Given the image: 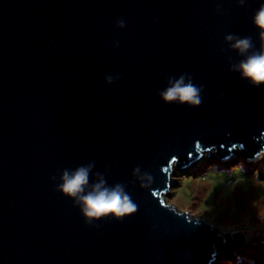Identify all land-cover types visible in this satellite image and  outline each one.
I'll return each instance as SVG.
<instances>
[{
    "label": "water",
    "instance_id": "95a60500",
    "mask_svg": "<svg viewBox=\"0 0 264 264\" xmlns=\"http://www.w3.org/2000/svg\"><path fill=\"white\" fill-rule=\"evenodd\" d=\"M262 5L0 0V264H214L246 246L163 194L172 166L204 153L264 155V84L236 67L264 50ZM181 76L201 88L198 105L160 97ZM79 166L84 193L120 185L135 210L86 218L59 188Z\"/></svg>",
    "mask_w": 264,
    "mask_h": 264
},
{
    "label": "clouds",
    "instance_id": "9594fccd",
    "mask_svg": "<svg viewBox=\"0 0 264 264\" xmlns=\"http://www.w3.org/2000/svg\"><path fill=\"white\" fill-rule=\"evenodd\" d=\"M242 2V0H241ZM254 23L261 29V38L264 39V5L259 7L253 15ZM118 26L124 25V20H117ZM226 39L233 40L232 47L244 53L252 47L249 37L233 39L231 35ZM242 77L246 78L253 85L264 84V50L254 51L247 55L245 59L236 66ZM107 81L113 79L112 76L105 78ZM201 88L191 82L185 81L184 76L178 78L159 92L160 97L165 102L177 101L189 105H198L201 102ZM88 166H79L71 172L65 170L62 175L60 190L69 196L77 197L81 204V211L86 218H98L108 213L120 216L135 210L136 205L129 195L125 193L120 185L114 188L101 187L96 184L93 191L84 193V188L88 183ZM81 193H84L81 195Z\"/></svg>",
    "mask_w": 264,
    "mask_h": 264
},
{
    "label": "rangeland",
    "instance_id": "374dc122",
    "mask_svg": "<svg viewBox=\"0 0 264 264\" xmlns=\"http://www.w3.org/2000/svg\"><path fill=\"white\" fill-rule=\"evenodd\" d=\"M239 155H242V151L240 149L235 151V156L231 159L237 158ZM214 158L215 157L212 152L204 153L203 157L191 163L188 167L184 169H180L178 165L172 166L171 178L174 180V182L170 190L165 192L163 196L167 203L175 205L180 210H187L192 216H197L199 218L211 222L220 231H227L228 228L232 226V224H234V220L232 219L238 217L237 215L241 217L247 216V213H243L241 210H237V213H234V217L230 218V214H228V212L223 214L224 211L226 212L227 207L230 206V202L224 201L222 205H218L224 199L232 197V194L234 195L235 191L239 187H242L243 189L245 187L247 188L249 185L248 181H250L253 185L256 186L261 185L262 180L259 174L260 171L264 168V155L258 158L257 160L251 161L257 164V169L259 171L255 170L254 175L248 176L249 178L241 173L239 164V166H236L231 172L226 171L221 172L219 174L216 173L217 170H208V175H205V179L208 180H205L203 178H198L194 182H191L189 180L190 177L195 178L198 175L202 174L205 169V165L208 164L205 163L204 160L210 162L211 164ZM227 162L226 165L230 163ZM192 169L196 170L194 171L195 174L191 173ZM248 174L251 175L250 173ZM202 184L205 186L204 191L201 187ZM198 188H200V191H203V193L200 194ZM258 199L259 198L255 199L256 202H258ZM252 206H254L255 208V205ZM225 256L228 255H222L216 261L222 260ZM225 262L228 261L225 260Z\"/></svg>",
    "mask_w": 264,
    "mask_h": 264
},
{
    "label": "trees",
    "instance_id": "16d2710c",
    "mask_svg": "<svg viewBox=\"0 0 264 264\" xmlns=\"http://www.w3.org/2000/svg\"><path fill=\"white\" fill-rule=\"evenodd\" d=\"M234 159V160H233ZM229 159L227 161H221L217 159L216 157L214 158L213 162H208L206 160L205 163H208L205 165V169L202 172L201 175H198L195 178H189V180L194 182L198 178H203L205 179V175L212 170H217L216 173H221V172H226V171H232L236 166H239L240 164V170L241 173L245 176H253L254 171L258 170L257 169V164L253 163L251 161L245 160L243 155H239L237 158ZM226 162L228 163L226 165ZM195 167V166H194ZM229 168V169H228ZM209 170V171H208ZM196 170L192 169L193 174H195ZM259 171V170H258ZM250 173L251 175H249ZM208 175V174H207ZM261 178V185L256 186L253 185L250 181H248L249 185L246 188L239 187L234 195L232 194V197H228L227 199H224L218 206L222 205L224 201L230 202V206L227 207L226 212L224 213L230 214V218L234 217V213L237 210H241L243 213H247V216L241 217L237 215L233 223L249 219L252 217L254 212L261 213L264 211V168L263 170L260 171L259 174ZM249 178V177H248ZM208 180V179H205ZM208 185V184H207ZM201 187L204 188L205 186L202 184ZM198 191H200V188H198ZM203 191H200L199 193H203ZM195 192V191H194ZM259 198L256 202L255 199ZM255 205V208L254 206ZM257 208V209H256ZM237 213V212H236ZM232 224V223H231ZM224 260V261H222ZM222 260L216 261L214 264H264V240L262 239H257L254 242H252L249 245L244 246L236 254H229L228 256L223 257ZM227 260L228 262H225Z\"/></svg>",
    "mask_w": 264,
    "mask_h": 264
},
{
    "label": "built area",
    "instance_id": "2783aa9c",
    "mask_svg": "<svg viewBox=\"0 0 264 264\" xmlns=\"http://www.w3.org/2000/svg\"><path fill=\"white\" fill-rule=\"evenodd\" d=\"M228 230L232 233H243L246 245L257 239L264 240V211L261 213L254 212L251 218L235 222ZM236 252L233 250L230 254Z\"/></svg>",
    "mask_w": 264,
    "mask_h": 264
},
{
    "label": "snow or ice",
    "instance_id": "6c2138e0",
    "mask_svg": "<svg viewBox=\"0 0 264 264\" xmlns=\"http://www.w3.org/2000/svg\"><path fill=\"white\" fill-rule=\"evenodd\" d=\"M176 157H173V159H175Z\"/></svg>",
    "mask_w": 264,
    "mask_h": 264
}]
</instances>
